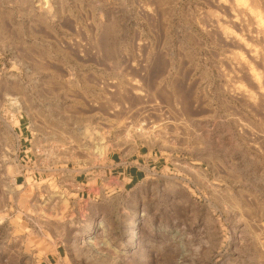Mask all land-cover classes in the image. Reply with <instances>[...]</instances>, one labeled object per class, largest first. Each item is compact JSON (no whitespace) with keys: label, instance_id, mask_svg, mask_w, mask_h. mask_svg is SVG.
<instances>
[{"label":"rangeland","instance_id":"1","mask_svg":"<svg viewBox=\"0 0 264 264\" xmlns=\"http://www.w3.org/2000/svg\"><path fill=\"white\" fill-rule=\"evenodd\" d=\"M65 1L50 36V0H0V264L72 240L31 195L110 193L113 155L150 167L77 235L94 264H264V0Z\"/></svg>","mask_w":264,"mask_h":264},{"label":"crops","instance_id":"2","mask_svg":"<svg viewBox=\"0 0 264 264\" xmlns=\"http://www.w3.org/2000/svg\"><path fill=\"white\" fill-rule=\"evenodd\" d=\"M50 0L49 5V16L46 21L49 25L50 36H55L52 31L55 32L54 27L58 22L62 20H71V6L66 4L65 0ZM52 8V9H51ZM54 9V11H53ZM21 7L19 11H23ZM76 17V15L74 16ZM67 18V19H66ZM140 158L146 155H139ZM119 156L113 155L107 159V181L106 186L110 193H33V197H48V196H59L65 200L58 203V210L53 211L44 209L42 217L38 213L37 219L45 223L57 224L60 227L66 228L71 223L75 224L76 236L72 240H67L65 236H58L51 234L50 229L47 226L43 227V237L41 253V261L44 264H94V250L89 249L88 245L77 235L87 234L95 225L96 220L105 216V212L102 206L105 202L109 203L114 201L117 197H125L130 193H112L117 187L120 192L125 191L128 184L133 187L139 183L141 177L146 170H149L150 162L148 158L143 160V164H139L136 161L126 162L119 161ZM120 179L123 180V190L121 189ZM118 184V185H117ZM127 205V204H126ZM125 212V211H124ZM35 213V212H34ZM126 214V213H125ZM126 217H130L131 213H127ZM46 225V224H45ZM49 234V237H47ZM54 238L56 241L55 250L48 252L46 246L48 245L49 238ZM48 239V240H47ZM44 241V243H43ZM75 248H71V246Z\"/></svg>","mask_w":264,"mask_h":264}]
</instances>
